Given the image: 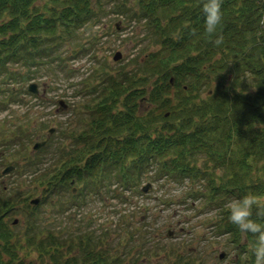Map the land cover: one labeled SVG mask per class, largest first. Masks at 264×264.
<instances>
[{"label": "trees", "instance_id": "obj_1", "mask_svg": "<svg viewBox=\"0 0 264 264\" xmlns=\"http://www.w3.org/2000/svg\"><path fill=\"white\" fill-rule=\"evenodd\" d=\"M36 1L0 0L4 108L20 99L19 94L28 95L10 86L28 81L27 75L10 66L34 65L38 56L49 57L50 43L55 45L73 30L88 26L95 15L92 0H43V13ZM134 1L133 13L126 7L128 0H112L110 11L143 22L144 38L152 50L140 51L145 59L139 71L108 75L101 86L93 87V102L85 105L86 127L70 137L72 146L61 152L54 166L34 180L43 188L39 205L48 202L62 214L69 207L66 194L70 205L77 206L81 195L98 196L113 181L130 191L151 167L155 180H201L203 190L192 195L217 205L214 231L238 252L236 263L245 255L244 264H255L256 237L229 221L230 206L222 205L221 198L264 197V179L251 176L249 164L251 159L264 160V127H260L264 125V0H223L222 20L212 36L205 31L203 0ZM57 33L61 35L55 37ZM217 37H222L219 45L214 43ZM202 89L207 95L198 100ZM143 98L152 106L144 114L138 113ZM11 134L3 141L4 151L23 155L33 134L21 126L11 129ZM233 145L240 149L235 152ZM199 159H204L202 169L197 166ZM3 162L0 156V165ZM32 198L34 194L22 196L18 189L0 186V264H35L20 259L15 232L4 220L22 207L20 203L28 208V215L36 214L39 206L29 205ZM257 211L253 206L251 219L264 226ZM46 231L33 225L25 235L27 246L41 260L47 258L39 264H124L107 249L97 250L103 242L91 232L82 236L79 231L66 239L51 231L43 236ZM68 247L80 249L78 256L66 259L63 248Z\"/></svg>", "mask_w": 264, "mask_h": 264}, {"label": "rangeland", "instance_id": "obj_2", "mask_svg": "<svg viewBox=\"0 0 264 264\" xmlns=\"http://www.w3.org/2000/svg\"><path fill=\"white\" fill-rule=\"evenodd\" d=\"M100 1L97 4V0H92L95 15L88 26L73 30L56 46L50 43L53 52L49 57L38 56L34 65L19 62L10 66L28 76L27 82L11 83L10 86L25 90L28 95L19 94L22 100L10 102L4 108L5 96L0 92V156L4 161L0 165V186L9 191L18 189L22 196L30 193L33 197L34 194L29 200L30 206L43 191L35 178L54 166L63 154L61 152L72 146L70 137L79 134L89 122L85 105L93 102L96 95L91 92L93 87L101 86L108 75L114 77L118 73L139 71L145 59L140 51L145 47L152 50L144 38L143 22L128 14L110 11L112 0ZM35 4L43 13V0H37ZM126 7L135 12V1L128 0ZM59 35L57 33L55 37ZM115 52L122 54L120 60H113ZM33 83L37 86L36 95L27 91L28 85ZM215 85L212 83L210 89ZM206 92L202 89L198 100L205 98ZM138 106V113L142 114L152 108L145 98ZM20 126L33 135L23 155H9L3 149V141L11 137V129ZM49 129H53L52 133ZM43 140L45 144L40 149L33 148L35 142ZM232 147L235 152L240 149L237 145ZM29 159L34 161L32 167L27 166ZM203 160L197 161L201 169ZM249 164L253 166L251 176L264 179V160L251 159ZM9 166L14 168L6 174L1 173ZM154 173V168L148 169L140 184L130 191L123 190L113 181L109 187L100 190L98 196L89 194L84 198L81 195L82 201L77 206L70 205V196L66 194L65 205L69 207L62 214L57 212L61 209L56 210L45 202L38 204L36 214L28 215V208L20 203L22 207L4 217L15 232L18 256L24 262H47V258L41 260L38 252L27 246L25 240L30 227L36 225L38 229L66 239L75 237L79 231L82 236L91 232L92 237L100 236L103 242L96 246L97 250L107 249L110 255L122 258L124 264L134 260L139 264H244L246 256L240 255V262L236 263L238 252L228 244L225 236L214 231L220 211L217 205L205 203L201 195H192V192L203 190L204 181L173 177L155 180ZM147 184L150 188L141 191ZM221 199L222 205L226 206L237 200L232 196ZM259 200L264 202V197ZM48 231L43 232V236ZM79 250L77 247L63 248L64 257L78 256ZM221 252L225 253L223 258H219Z\"/></svg>", "mask_w": 264, "mask_h": 264}, {"label": "clouds", "instance_id": "obj_3", "mask_svg": "<svg viewBox=\"0 0 264 264\" xmlns=\"http://www.w3.org/2000/svg\"><path fill=\"white\" fill-rule=\"evenodd\" d=\"M223 0H203L202 12L205 17V31L209 36L217 32L222 20ZM216 45L222 43V37L214 41ZM253 206H256L257 216L264 217V202L257 197L246 195L240 200H234L230 205L229 221L235 224L241 232L251 233L256 237L253 249L255 264H264V226L251 219Z\"/></svg>", "mask_w": 264, "mask_h": 264}, {"label": "water", "instance_id": "obj_4", "mask_svg": "<svg viewBox=\"0 0 264 264\" xmlns=\"http://www.w3.org/2000/svg\"><path fill=\"white\" fill-rule=\"evenodd\" d=\"M115 55L113 56V60L114 61H117V60H120L121 57H122V54H120L119 52H115L114 53ZM172 82V79H170V83ZM28 92H31L32 94H37L38 93V90H37V86L33 83V84H30L28 85V88H27ZM60 105H62V101L60 102ZM53 129H49L48 132L49 133H52ZM45 144V140H43L42 142H35L33 148L34 149H40L43 145ZM14 167L13 166H9V167H6L2 173H8L11 171V169H13ZM150 188V184H147L146 186L144 187H141V191L143 192H146L148 189ZM73 192H75V189L73 190ZM39 201L38 198H35L34 200H32V203L31 204H37ZM225 256V253H222L219 255V258H223Z\"/></svg>", "mask_w": 264, "mask_h": 264}]
</instances>
